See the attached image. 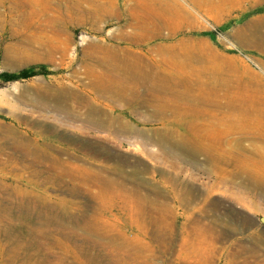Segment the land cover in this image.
Here are the masks:
<instances>
[{"label": "rangeland", "instance_id": "374dc122", "mask_svg": "<svg viewBox=\"0 0 264 264\" xmlns=\"http://www.w3.org/2000/svg\"><path fill=\"white\" fill-rule=\"evenodd\" d=\"M263 18L0 0V264H264Z\"/></svg>", "mask_w": 264, "mask_h": 264}, {"label": "trees", "instance_id": "16d2710c", "mask_svg": "<svg viewBox=\"0 0 264 264\" xmlns=\"http://www.w3.org/2000/svg\"><path fill=\"white\" fill-rule=\"evenodd\" d=\"M47 71L48 70L43 66L23 67L14 71H7L0 69V83L32 76L37 73H45Z\"/></svg>", "mask_w": 264, "mask_h": 264}, {"label": "bare ground", "instance_id": "6f19581e", "mask_svg": "<svg viewBox=\"0 0 264 264\" xmlns=\"http://www.w3.org/2000/svg\"><path fill=\"white\" fill-rule=\"evenodd\" d=\"M261 19V18H260ZM264 19V18H263ZM263 25V24H262ZM260 27V26H259ZM259 29V28H258ZM263 37V36H262ZM260 40V39H259ZM112 61H117V58L115 59V58H112V59H110V60H108V59H106V58H103V59H101V60H99V62L102 64V65H104L105 67H107V68H109L111 71H117V72H115L116 74L120 71V69L118 68L119 67V64H117L116 65V63L115 62H113V63H115V64H111V62ZM119 61H120V59H119ZM118 61V62H119ZM116 67H117V69H116ZM129 77H132V74H130V73H126ZM134 74V73H133ZM149 75V74H148ZM147 75V76H148ZM153 79V78H152ZM157 79V78H156ZM115 80V79H114ZM151 80V79H150ZM149 80V81H150ZM146 81H147V79H146ZM151 82V81H150ZM115 83V82H114ZM149 83V82H148ZM151 83H153V82H151ZM154 84V83H153ZM103 86H105V87H103V89H105V88H109V86H106V85H103ZM149 86V85H148ZM161 86V85H160ZM158 89H159V87H158ZM62 105V104H61ZM159 110V109H158ZM156 111V110H155ZM154 111V112H155ZM163 111H166V109L165 110H163ZM153 112V113H154ZM164 113V112H163ZM157 114V113H156ZM156 114H154V115H156ZM165 114V113H164ZM153 114H152V116H154ZM160 115H162L161 113H160ZM165 115H168V114H165ZM68 116V115H67ZM150 116V115H149ZM159 116V115H158ZM65 119H67V118H65ZM73 119V118H72ZM67 120H69V118L67 119ZM73 121V120H72ZM96 125H99V123H98V121L97 120H92ZM98 127V126H97ZM163 146L165 147V142L163 143ZM167 146H169V148H173V149H175L176 151H177V149L179 148V146H176V145H172V144H169L168 143V145ZM187 146H189L188 144H187ZM184 147V146H183ZM192 147V146H191ZM189 148H190V146H189ZM189 148H188V150H189ZM193 148V147H192ZM185 149V148H184ZM179 150V149H178ZM183 150V149H182ZM193 150V149H192ZM191 150V151H192ZM194 150H195V148H194ZM193 150V151H194ZM174 151V150H173ZM175 152V151H174ZM190 152V151H189ZM191 154V153H190ZM194 154V153H193ZM193 158V157H192ZM194 163V162H193ZM196 164V163H195Z\"/></svg>", "mask_w": 264, "mask_h": 264}, {"label": "water", "instance_id": "95a60500", "mask_svg": "<svg viewBox=\"0 0 264 264\" xmlns=\"http://www.w3.org/2000/svg\"><path fill=\"white\" fill-rule=\"evenodd\" d=\"M260 218L262 219V217L260 216Z\"/></svg>", "mask_w": 264, "mask_h": 264}]
</instances>
